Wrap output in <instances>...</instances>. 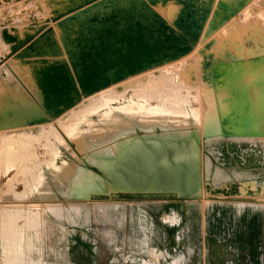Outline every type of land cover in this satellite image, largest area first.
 I'll use <instances>...</instances> for the list:
<instances>
[{"label":"rangeland","instance_id":"1","mask_svg":"<svg viewBox=\"0 0 264 264\" xmlns=\"http://www.w3.org/2000/svg\"><path fill=\"white\" fill-rule=\"evenodd\" d=\"M93 1L94 0H0V113H2L1 116L2 115L4 116V117L0 116L1 118L0 120V157H1L0 159V217H2L0 219V264H5L6 263L5 259L8 256H11L10 255L11 251L9 250V252L7 253L8 250L5 249V246H4L5 241H3L5 239V236L8 234L7 229L10 226V223L14 220L17 222V223L16 222L11 223V225L13 224L15 227H17V229L14 230L13 228L12 229L13 231L11 230L10 233H12L13 236H16V237L18 236V238L21 236L24 237L25 236L24 227H27L26 224L29 221L30 215H31L30 221L31 223L34 224V225L31 224L32 231L30 233L31 235L30 242L32 246L28 249H27V246H25L26 251L24 250L25 252L23 255L24 264H141L143 260H147L148 262L152 260V257L150 256V254H148L150 250H157V251L160 250L162 252V256L159 259V264H225V259L228 258L227 253L229 249L234 250L238 247H245L246 244L248 243L247 241H251V242L253 241V232L255 231V226L256 224L258 225V222L259 224L263 226V229H264V195L262 196V194L260 193H259L260 196H258V194L257 195L256 194L247 195V193L239 191V192H235L234 194H230L229 196L225 194L213 193L214 191H212L213 188L215 189L218 186L222 187L225 184L230 185L231 182H232V185H234L235 183L236 186H237L236 183H240V185L243 186L244 184L241 182L248 181V180L254 181L257 185H262L264 183V90H263L264 89V81H263L264 80V70H263L264 69V51H262L263 50L262 47H264L263 46L264 37L261 36V35H264V29H263L264 27L263 25L264 24V13H263L264 0H258V2L257 0H239V2L238 0L237 1L236 0H220V3H219V0H213V1L212 0H198L199 2L201 1V3H199L197 0H194L196 1L194 2L195 4L193 3V0H190L191 2L189 0L187 1L186 0H104V1L95 0L94 2ZM96 1L97 2L99 1L98 4ZM210 1L212 2L211 3L212 5L211 4L208 5L209 4L208 2ZM234 3H237V5L236 4L234 5ZM92 4L93 6H91ZM197 4H200V5L203 4L204 8H203V5L199 6ZM213 4L215 8L213 7ZM195 5L199 9V11H201L199 12L200 15L198 14V11H197L198 9L195 8ZM190 6H193L194 8L193 7L191 8ZM208 6H210L209 7L210 10L207 9ZM237 6L239 7V9L237 8ZM200 8L203 9V12ZM249 8L251 11L249 10ZM205 9L208 11H206ZM256 9H259V10L256 11ZM214 10L216 11V14ZM194 11L198 15L195 14ZM228 11L230 12V14H228L229 13ZM249 11L252 13H250ZM205 12L206 13L208 12V13L206 14ZM260 13H262V16ZM193 14L196 17L199 16L200 19L199 17H197L198 19L197 18L196 19L197 21L198 20L200 21L198 22H196V20L195 22L192 21L194 20ZM201 15L203 17L205 16L206 19L203 18ZM207 15L208 17L211 15L212 16L207 18L206 17ZM225 15L227 17V20H225L226 18L223 17ZM235 16H237L236 17L237 19L236 18L234 19ZM183 17L185 18V20L188 19L192 23H187L186 22L187 20L184 21ZM212 17L214 20L211 19ZM201 18L203 20L205 19V22ZM175 19H177L178 21L177 20L175 21ZM170 20H172L171 22H174V23L169 22ZM222 20L225 22L223 23ZM181 21L182 23H180ZM228 21L229 23H227ZM253 21L256 22V24L257 23L260 24V27L258 24H257L258 25L257 27ZM164 23L167 25L169 24L170 26L168 27L170 28H167V25H165ZM247 23L249 26L246 27ZM252 23H254L255 27L257 28H255ZM172 24L176 25V27L174 28ZM177 24L182 25L181 28L183 30L185 29L186 32L185 31L182 32L181 31L182 29L178 28L180 26L177 27ZM183 24H186V26L184 25L185 26L184 28H183ZM193 25L197 28L199 26L200 30L193 27ZM211 25L214 26L213 29ZM205 26H207V28ZM244 26L246 27V30L244 29L245 28ZM162 27H164L163 28L164 30L161 29ZM209 27L212 30L209 29ZM228 27L230 28V30H232L233 33H231ZM177 28L180 29L179 31L182 32V34L177 30ZM190 28H192V30L193 28L195 29L192 32H190L191 30ZM258 28L262 29V30L259 29L258 31L259 33L256 31ZM171 29H175V30L171 31ZM214 29L215 31H213ZM242 29L245 31L244 32L245 36H244V33H242L243 31ZM250 29L252 30L250 31ZM161 30L162 32H160ZM139 31L142 32L141 35H139L140 34ZM173 31L176 34L178 32L177 36L175 35V33H173ZM188 31L190 32L188 35L189 37L186 36L187 35L186 33H188ZM224 31H227V32L224 33ZM155 32H157L156 35H154ZM254 32L256 33L255 37H253L255 34ZM191 33L192 34L194 33L193 35L195 37L198 36L197 39H195V41L192 38H190L192 37ZM226 33H228L227 34L228 37L226 36ZM136 34L138 35V37ZM217 34H220V35L217 36ZM259 34L261 35L259 36ZM158 35L160 36L158 37ZM204 35L207 36V38L208 37H211V38L210 39L208 38L209 39L208 40ZM132 36L133 38H131ZM152 36H153V39H151ZM178 36L181 37V38L179 37V39L181 40V43H180V40L178 39ZM136 37L137 38L140 37L139 40ZM164 37L166 39H163ZM173 37L177 38V39L175 38L177 40L176 42L177 45L176 43H173L176 41ZM246 37L248 38L246 39ZM155 38H158V39L161 38V40H156ZM255 38L257 40L254 41ZM260 38L262 40H259ZM206 39L207 41H205ZM227 39H231V40H227ZM127 40H130V43H128L129 41L126 42ZM137 40L139 41L140 44L138 43ZM150 40L151 41L153 40V41L151 42ZM167 40L171 42L173 41V42L168 43L169 41ZM184 40L185 42H182ZM186 40H189L190 42ZM232 40L233 42H235L234 44ZM239 40H241V42ZM135 41H136V44H135ZM158 41L160 42L162 41V45H160L161 48H159L160 47L159 44L161 43ZM197 41H199L198 44H197ZM204 41L205 43L203 44ZM237 41H239V43H236ZM145 42L149 43V49H151V54H150V50L148 49V44H146ZM217 42L219 43L221 42L220 46L218 44H215ZM224 42L226 43L225 45H227L228 47L222 45V43L224 44ZM228 42H231L229 44L233 46H230ZM252 42H255V43L257 42L256 44L258 47L256 46L255 43L252 44ZM13 43L16 46L10 45ZM19 43L21 44L20 46H19ZM125 43H128V44H125ZM152 43L153 44L157 43V44L153 46ZM213 43H214V46L218 45V47H216L215 50H214V47H210V46H213ZM27 44H30V45H27ZM173 44H175L176 46L174 47ZM163 45H167L165 46L166 48ZM199 45H201L202 47ZM254 45H255V48H254ZM143 46H145L146 48ZM150 46L152 47L150 48ZM206 46L208 50L210 48H213V49H211L210 51H207ZM234 46H236V48ZM239 46L244 47V49L240 47L241 48L240 53H239V50H240ZM247 46H248V49L250 50L247 49ZM20 47H21V50H20ZM26 47H28V49ZM168 47H173L171 48L173 51ZM198 47H201V48H198ZM224 47L226 48L224 49ZM233 47L235 48V50ZM251 47L253 51L251 50ZM260 47L262 48L261 50L259 49ZM153 48L155 51L153 50ZM174 48L177 50H174ZM197 48L198 50L199 49L200 50L198 51ZM217 48L219 49L222 48V49L217 50ZM227 48L230 49L231 52L230 51L228 52ZM18 49L22 52L18 53L19 51ZM24 49H26V51ZM100 49L106 55H103L104 53H102V51L99 53L98 51ZM245 49L247 51H245ZM14 50L17 52L15 53ZM152 50L154 51V54L152 53ZM203 50L205 52L207 51L208 55L207 53L203 55L204 54L202 53ZM258 50H260L261 52L259 51V53H257ZM168 51H169L168 54H170L171 51L173 55L175 54L174 55L175 60L172 54H170V56L166 54ZM235 51H237V54H240L239 58L237 57L238 55L235 54L236 53ZM249 51L251 52V54ZM23 52L25 54H22ZM138 52L140 54L141 53L143 54L144 52V55H141L139 60L135 59L137 58V55L139 54ZM194 52L196 53L199 52L198 53L199 55ZM200 52L203 58L200 55ZM222 52L224 54H221ZM243 52L244 53L249 52V53L244 54ZM252 52L256 53V55L255 54L252 55ZM147 53L149 54L146 55ZM164 53L167 56H165ZM210 53L211 54L213 53L212 54V56H214L213 58ZM20 54H22L23 57H21L22 55ZM101 54L103 56H101ZM128 54L130 56H128ZM152 54L153 56H151ZM234 54L237 56H234ZM241 54L244 55V58L241 57L243 56ZM246 54L247 55L250 54V56H247ZM14 55L18 57L15 58ZM133 55H136V56H133ZM159 55L162 57V59L164 57L163 60L164 61L166 60L165 61L166 63L162 62L163 60L160 58ZM206 55L207 57L205 58ZM27 56L29 57L30 60L27 58ZM145 56L146 57L150 56V57L146 58ZM154 56L155 58H153ZM200 56H201V59H200ZM225 56L227 57L226 59H229V60H226ZM37 57L38 59H36ZM108 57H110L109 60L107 59ZM117 57L118 58L121 57L120 59L124 58L121 61H123L126 65L123 64V62L121 63L120 59H119L120 64L117 63L118 61ZM167 57L170 61L167 60ZM187 57L191 59H188ZM208 57L211 59H214V58L217 59L216 57H218L220 59L218 60L214 59V61H217V62L219 60L221 61L217 63L209 59L210 63H208L209 62L207 60ZM48 58L50 59V61L48 60ZM145 58L148 62L150 59H152L150 60L151 63L149 62L151 65L148 62H145ZM172 58L173 60H171ZM233 58H238V59H233ZM130 59L132 60L130 61ZM133 59L135 61H133ZM153 59H156L155 60L156 62ZM159 59L161 60V62H159L160 65L159 64L156 65ZM180 60L182 61V63H180ZM185 60L187 61L189 60V64L193 61L191 64L192 65L194 64V65L193 66L191 65L192 66L191 68L188 67L190 65L186 64L187 61ZM203 60H205V62ZM246 60H247V63H246ZM96 61H99L98 62L99 64H97ZM100 61L102 62L101 64H100ZM104 61L105 63L109 62V64H106L107 66H102V64H104ZM110 61L114 62V64L113 63L111 64ZM140 61L141 63H138ZM196 61L198 63V67H196L197 65ZM239 61L241 62L239 63ZM249 61L252 64H250ZM75 62L77 63V65ZM132 62H135V64L134 63L132 64ZM144 62L146 65L144 64ZM116 63L118 64V66L119 65L121 66H119L118 68ZM127 63H130V65ZM147 63H148V66H147ZM152 63H153V67H152ZM91 64H94V65L97 64V65L96 66L92 65L91 67ZM110 64L112 67L109 66ZM143 64L145 65V67L147 66L148 68L146 67L145 69H143L144 68ZM173 64H176V65L173 66ZM199 64L201 65L204 64L205 67L204 66L201 67L200 65V67L202 68L200 69ZM228 64L234 65L235 73L232 70L231 72H229V74L232 73L231 76L234 75L236 78L234 76H232L231 79L229 78V76H224L225 79L224 77H222L223 75L228 74L227 73L228 72L227 68L229 67L227 66ZM139 65L140 66L143 65V67H140ZM253 65L254 66L259 65L257 67L258 68L260 67L261 69H258L256 67L257 69L255 70V67ZM60 66H62V68L64 67L63 70ZM99 66L100 68H102V70L105 68L104 70L106 72L104 70L101 72L99 70L100 69ZM113 66L116 68L112 70L111 68H113ZM185 66L188 68V70ZM206 66L208 68L207 69L208 72L206 71ZM25 67L28 71L25 69ZM68 67H71L72 70L68 69ZM93 67L99 70L98 71L99 73H95L97 71ZM108 67H111L110 70L112 72H107V71H110ZM183 67H185L187 71L185 70L184 72ZM91 68L93 72L92 71L88 72V70L89 69L91 70ZM117 68H118L117 71L119 72L120 70L119 73L121 74H118L117 71H115ZM132 68L135 70H133ZM66 69H68V71ZM129 70L133 72L129 73ZM159 70L161 71L159 72ZM181 70L185 74H189V75H185ZM178 71H181L182 74ZM238 71L240 72L238 73ZM149 72L153 73V78H154V81L156 82L159 80L158 77L164 74H165V77H168V78L169 76H173V75L175 76L174 80H176V82L178 81L177 84L178 83L180 84V85L176 84L177 86L176 94L178 95V97L180 95L181 100H185V99L188 100L187 101L188 103L185 109L186 113L193 106L195 105L197 106L198 103L201 105V106L198 105L199 111L197 110L195 112V117L197 118L198 123L197 125H194V127H192V130L198 128V132L192 134V137H191V139L195 138L194 143H195V147L197 148V152H198L197 160L193 164V166L190 167L186 159L179 160L175 158L177 153H179V151H182L183 153L188 154L190 156V159H192V154L190 151L191 144L189 143L190 138L186 139L185 143H183L181 139L162 140L159 137H152L151 140H159L163 144L159 152H156L154 149H152L151 155H150L151 158L146 159L147 161L146 165L142 164V159L140 155L138 154V152H135V153L131 152L129 155L128 153H126V155L124 156V154H121L124 148L116 151V148L114 145L115 142H111L101 147H98L99 149L98 148L96 149L97 151L104 150V149L109 148L110 146V150L112 151V154L103 157V159L107 161L106 163L109 164L108 168L111 170L109 174L105 172L104 170H102L101 168H99L98 165L92 164L90 162V160L88 159L90 152L82 149L83 147H81V145L83 144V142H81L82 140H80L81 136H79V139L78 138L75 139V136H73L74 139H72L73 138L72 135L69 133L71 135L69 136V134L67 133L69 131L65 129L67 128L65 126V123L66 125L73 124L76 127L84 128L86 126L85 124L86 119H95L96 116H98L100 113L103 114L105 111H108L109 109L108 104H104V100L103 101L100 100V99H103V97H105L107 93L108 94L106 98H109V100L107 99L108 101H110V99L112 100V98L114 97L113 93H115V97H114L115 100L113 99L115 102L121 101L122 103H125V101L126 102L131 101L130 103L132 104L134 100L136 101L139 99L141 100V102L144 101L143 96L147 94L140 93L142 95L141 97V95L137 93L138 89L136 85L138 86V84H141L142 82L146 83L147 80L145 79V73L148 75ZM175 72H178L179 74ZM203 72L207 73L208 76L206 74L204 75ZM122 73L123 74L125 73L124 76L122 75ZM160 73L161 75L158 76ZM166 73L168 76H166ZM87 74L89 75L87 76ZM97 74L102 75V76L104 75V77L99 76V75H98L99 77H96ZM249 74H252L253 76L251 77V75ZM42 75L44 76L41 77ZM51 75L54 77H52ZM47 76L48 77L51 76L52 78H55V80L57 79L56 77H58L60 78L58 79L59 82L57 80L54 82V79L49 77V79H51L49 81L50 82L52 81V82L48 83ZM94 76L95 78H101V79H94ZM109 76H112V77H109ZM187 76L188 78H186ZM30 77L32 79H30ZM38 77L40 80L38 79ZM118 77L120 80L117 79ZM41 78L43 79L42 81H41ZM73 78H75L76 80ZM108 78L113 79V81H111V79L109 80ZM205 78H208V80L207 79L205 80ZM222 78L224 81L222 80ZM247 78L249 81L247 80ZM44 79L47 82L46 83L47 87H45L46 84L44 82L45 81ZM90 79H91V82H90ZM92 79H94V81ZM138 79L140 80L138 81ZM169 79H171L172 82H175L173 81V78H169ZM187 79L191 81L193 79L195 80H193L194 82L193 81L189 82V80L187 81ZM232 79L235 81L237 86L234 85L235 86V87L233 86L234 88L233 87L229 88L228 85L230 84V82L234 83ZM236 79H238V81ZM60 80H62V83H60L61 82ZM65 80H67V82ZM80 80L83 81L82 84L80 83L81 82ZM34 81L36 82L38 81V82L36 83ZM63 81H65L66 84ZM75 81L81 85H78L76 83V86H75ZM102 81L106 82L107 84L103 83ZM115 81L118 82V85ZM171 81L170 83H172ZM207 81H210V83ZM217 81L219 82L220 87L212 85L213 82H217ZM222 81L223 83H225L226 81L228 82L223 84ZM252 81L256 82L257 85H254ZM127 82H130V85L127 86L128 88L127 87L124 88V84L128 85ZM185 82L187 83V85H185L186 84ZM247 82H249L250 85H246ZM54 83L55 84L59 83V86L62 84L60 87L63 90L64 89L65 90L63 91L62 89L59 88L57 84L55 85ZM89 83H91L90 85L92 87L89 85ZM98 83L100 84L102 83L101 84L102 86L98 87L97 85ZM190 83H193L194 85ZM64 84L65 86H63ZM86 85L88 87V91H86L87 89ZM211 85L212 87H210ZM208 86L211 88L210 90ZM54 87L55 88L58 87L56 91H54L55 90ZM77 87H80V88H77ZM107 87L108 89L105 92V94L104 92L102 94H97L103 89H106ZM240 87L243 88L242 91L244 93H247L248 91H250L249 93H252V91L253 92L257 91L254 94L256 95V98L258 99L257 106H256L258 108L256 109V114L258 113L259 117H257V119L259 120L257 119H256L257 121L255 120V123L257 124L256 128L259 130L258 134H256L255 137H253L254 138L253 140H243V141L232 140V138H237V136L203 138L205 134V126L211 125V128L213 129L217 128L218 130H221V127H222L224 130L225 126L223 127V125H226L225 123L227 121L225 117L223 116V114L226 113L227 110H230L231 108H233V106H239L238 103H240V105L241 104L246 105L245 98H242L244 102L243 100L242 102L240 101L241 97L244 96V93L240 90ZM39 88L41 89L42 92L44 93L46 92L47 94L46 93L42 94L41 91L39 92L40 90ZM42 88H46V89L50 88L52 90L49 91V89H47L48 90L47 92L45 91L46 89H43L44 90L43 91ZM82 88H84L85 90ZM173 88H175L174 85L171 90H173ZM198 88H199L198 92L200 93V96L199 94H196L198 93L197 92ZM202 88L206 92L203 91ZM247 88L249 89L247 90ZM68 89L69 91L67 92ZM72 89L76 92L74 93L76 95L75 99L79 98L82 95V97L79 98L80 100L78 99L79 103L76 102L77 100L74 99L75 95L73 94L74 91ZM58 90L59 92L60 91L61 92L58 93ZM237 90L239 92H237ZM184 91L185 93L187 92L186 93L187 96L185 95V93H183ZM38 92L44 96L41 97V95ZM77 92L79 93V96L77 95ZM132 92H133V95H132ZM135 92L137 95L135 94ZM207 92H209L211 95ZM68 93L69 95L72 93L71 95H74V96H69ZM176 94H173V96ZM197 95L198 97L195 98V96ZM206 95L207 96L209 95V96L207 97ZM61 96H63L64 98H68V99H64ZM224 96L227 99H225ZM9 97H10V100H8ZM148 97L153 98L154 96L153 97L148 96ZM166 97L168 98V96ZM199 97L201 98L199 99ZM221 97L223 98L221 99ZM43 98H45V100ZM72 98L75 100L74 103H76L77 105L74 103L72 104L70 103L69 99H72ZM91 100H95L94 101L95 103L94 102L92 103ZM44 101L48 105V107L44 103ZM61 101L64 102L65 105H63ZM101 102H103V104ZM31 103L33 104L32 109L30 108ZM10 104H11V107H8L10 106ZM88 104L92 107H89ZM21 105L23 106V108ZM35 105L36 107H38V109L34 107ZM6 106L8 108H6ZM62 106L64 107V109ZM100 106H103L102 107L103 109ZM217 106H219V108ZM42 107H46L47 110L46 108H44L45 112H42L44 111ZM88 107L90 109H87ZM5 108L7 109L6 114H4L6 112ZM15 108L17 111L16 113H15V110H13ZM95 108H98V110ZM30 109L31 111L29 113L28 111ZM62 109L64 110V114H63ZM92 109L94 110L92 111ZM219 109L222 111H219ZM12 111H14L13 114L14 113L20 114L21 118L19 117L20 118L19 123L18 121H16L19 118L17 116H14L15 114L12 115ZM52 111H54L56 114ZM72 111L73 113H71ZM74 112L75 114L76 112H78L80 117L82 116V114L80 113H83V116L80 118L79 115L77 114L78 116L76 115V117H79V118H75ZM164 112L165 110L161 111L162 114H164ZM26 113L28 114L26 115L28 117L25 116ZM145 113H146L145 111H141L142 115H139L141 118H143V120L148 119ZM43 114H45V116L42 117ZM101 114L99 116L100 119L104 117V116L101 117L102 116ZM29 115H31L32 117H34V115H39V116L37 117L35 116L36 118L35 117L32 118ZM56 115L58 117L61 115L62 116L58 118ZM69 115H70V119H68L67 121L66 118H69ZM196 115H200V116L197 117ZM13 116L16 119H14ZM22 118L24 119L22 120ZM8 119L10 121H8ZM40 119H42L43 122ZM28 120H30V122ZM62 120L63 122H61ZM106 120L107 119H103V121L105 122L104 123L105 127L100 123V121L97 120L99 123L96 122L95 123L96 126L94 124L95 134H99L102 130L104 131L108 129L106 125V122H107ZM6 121L8 123L9 122L11 123L8 124ZM26 121L29 123H27ZM25 122L26 124H23ZM108 122H109L108 126L111 127L112 124L110 123L109 120ZM6 123L8 124V127L5 125ZM15 123L18 125H16ZM60 123L64 125H61ZM88 123H92V122H88ZM121 123L127 124V122H123V121ZM122 124H118V126H121ZM114 126H117V125L115 124ZM260 131H262L263 133H261ZM162 132H164V130L158 127L153 133L160 134ZM144 134L145 132L143 130L136 128L130 137L134 139H137V138L142 139V136ZM25 135L26 137L28 135V137H31V138H28V137L26 138L24 137ZM8 136L10 138H8ZM259 138H262V139H259ZM13 139L15 141L18 140L17 143H15V141L14 142L11 141ZM76 142H79V143H76ZM6 143L7 144L11 143L14 145L17 144L18 149L16 148L17 149L16 151L10 150L8 146H5ZM22 143H23V146H21ZM131 143L132 142L130 141L129 145H131ZM173 143H177L179 145V150L174 148L175 146ZM129 145H126L125 147ZM147 146H151V144H147ZM187 146H189V150ZM78 149L79 151L81 150V152H79ZM4 150L8 151L9 154L11 152L15 153L17 157L20 156L19 154H21L22 157L20 158L16 157L15 160L18 161V159L22 158L23 161H20L19 163H23L27 165L22 166L23 168L20 165L5 167V163L7 165L8 162H6L7 160L4 161L5 160L4 155L8 153L4 152ZM51 155L54 156V161L56 163H59V162L63 163V161L67 163L66 160H69L73 162L74 164L87 166L89 168L97 170L100 176L103 178V180L105 179V182H107V180H110V177H111L112 179L111 182L115 186V188H122L123 186L129 189L174 188V179L178 178L181 181V184L179 187L180 190L189 191L190 193H193V194L199 193L200 198L151 199V200L149 199H146V200H140V199L91 200L89 201L87 199V196H78V199H77V196H69L65 198L59 194L54 195L53 198H51L52 195H49L46 197L47 195L46 193H42V192L38 193L37 190L41 191L45 189L46 184L44 182L42 183V177L40 176L42 174L43 177L47 181V185L49 189L56 192V189H55L56 180L55 179L57 177V174H52V167L50 164H48L50 159L52 158ZM165 155H167L166 165L165 163L163 164V162L161 161L162 158L165 157ZM26 157L28 158V160H26L27 159ZM158 160H160L162 163L157 162ZM28 170L31 173V175L27 173ZM32 170H34L35 172H31ZM40 172L41 174H39ZM119 176L123 179L125 184L119 185V183H117L115 178ZM37 177L41 178V180ZM132 178H137L138 182H135L132 185L131 183ZM35 180H38L39 184L40 183L43 184V185L40 184V186L43 189L41 187H38L39 184L37 181L35 182ZM152 185L154 186L153 188H152ZM38 188H41V189H38ZM101 189H102L101 190L102 192H105V191L108 192L111 190L110 186L107 183L105 185H101ZM57 205H60L61 207H63V213H62L63 215H61L59 218L58 216L57 217L54 216V214H52L50 211L45 210V206L52 207V206H57ZM79 205H81V207H80V211H78L77 213L72 208L77 207ZM5 213L9 214V215L7 214V218H6ZM15 213L20 215L19 216L20 219L18 218L17 215H15ZM11 214L13 216H11ZM14 215L17 217H15ZM11 219L12 221H10ZM23 220L25 221L27 220V222ZM35 220H37L38 223ZM4 222H7V223H4Z\"/></svg>","mask_w":264,"mask_h":264},{"label":"bare ground","instance_id":"2","mask_svg":"<svg viewBox=\"0 0 264 264\" xmlns=\"http://www.w3.org/2000/svg\"><path fill=\"white\" fill-rule=\"evenodd\" d=\"M95 1V0H94ZM93 1V2H94ZM102 1V0H101ZM104 1V0H103ZM187 1V0H186ZM190 1V0H189ZM188 1V2H189ZM198 1V0H197ZM213 1V0H212ZM237 1V0H236ZM97 2V1H96ZM95 2V3H96ZM99 2V1H98ZM98 2H97V4H98ZM106 2V1H105ZM191 2V1H190ZM194 2H196V1H194L193 0V3ZM199 2V1H198ZM205 2H207V1H205ZM238 2H239V0H238ZM257 2H258V0H257ZM261 2V1H260ZM263 2V1H262ZM92 3V2H91ZM199 3H201V1L199 2ZM209 4L208 5H210L212 2L210 1V2H208ZM219 3H220V0H219ZM94 4V3H93ZM93 4L91 5V6H93ZM97 4H95V5H97ZM195 4V3H194ZM193 4V5H194ZM216 4V3H215ZM237 5V3H234V5ZM261 4V3H260ZM94 5V6H95ZM197 5H199V6H201V5H203V4H197ZM212 5V4H211ZM221 5H222V3H221ZM224 5V4H223ZM241 5V4H240ZM240 5H239V7H240ZM207 6V5H206ZM244 6V5H243ZM252 6V5H251ZM191 8L193 7V6H190ZM190 7H189V9H190ZM209 7L210 6H208V8L207 9H209ZM213 7L215 8V6H214V4H213ZM222 7V6H221ZM236 7V6H235ZM239 7L237 6V8L239 9ZM250 7V6H249ZM194 8V7H193ZM195 8L196 9H198L197 7H196V5H195ZM203 8H204V5H203ZM251 8V7H250ZM250 8H249V10H250ZM255 8H257V7H255ZM201 9V8H200ZM202 10V12H203V9H201ZM206 10V9H205ZM210 10V9H209ZM229 10V9H228ZM257 10H259V9H256V11ZM198 11V14H199V12H201V11H199V9L197 10ZM206 11H208V10H206ZM215 11V10H214ZM214 11H212V12H214ZM242 11V10H241ZM251 11V10H250ZM249 11V12H250ZM256 11H254V12H256ZM195 12V11H194ZM210 12V11H209ZM229 12V11H228ZM240 12V11H239ZM238 12V13H239ZM261 12V11H260ZM206 13V12H205ZM208 13V12H207ZM206 13V14H207ZM250 13H252V12H250ZM263 13H264V11H263ZM195 14H197L196 12H195ZM197 14V15H198ZM215 14H216V11H215ZM228 14H230V12L228 13ZM247 14V13H246ZM261 14V16H262V13H260ZM200 15V14H199ZM203 15V14H202ZM201 15V16H202ZM210 15V14H209ZM213 15H214V13H213ZM238 15V14H237ZM212 16V15H211ZM211 16H209V17H211ZM193 17H194V20H192V21H194L195 22V20H196V22H198V21H200V20H198L197 21V17H199V16H195L194 14H193ZM203 17V16H202ZM207 18H209L208 17V15L206 16ZM223 17H225L226 19L225 20H227V17H226V15L225 16H223ZM222 17V18H223ZM230 17V16H229ZM237 16H235L234 17V19L236 18ZM177 18H179V17H177ZM181 18H182V16H181ZM184 18V17H183ZM188 18V17H187ZM197 18V19H196ZM203 18H205V16L203 17ZM220 18V17H219ZM218 18V19H219ZM190 19V18H189ZM199 19H200V17H199ZM202 19V18H201ZM206 19V18H205ZM205 19L203 20L204 22H205ZM211 19H213V17L211 18ZM232 19H233V17H232ZM237 19V18H236ZM167 20V19H166ZM172 20H174V19H172ZM172 20H170L169 22H171ZM177 19H175V21H176ZM187 20V21H186ZM185 20V18H184V21H186L187 23H192V22H190V20H188V19H186ZM201 20V21H202ZM208 20V19H207ZM214 20V19H213ZM217 20V19H216ZM224 20V19H223ZM222 20V22L224 23L225 21H223ZM231 20V19H230ZM178 21V20H177ZM202 21V22H203ZM209 21V20H208ZM233 21V20H232ZM235 21V20H234ZM193 22V23H194ZM201 22V23H202ZM207 22V21H206ZM211 22H212V20H211ZM216 22V21H215ZM218 22V21H217ZM236 22V21H235ZM238 22V21H237ZM254 22V21H253ZM260 22V21H259ZM171 23H174V22H171ZM170 23V24H171ZM177 23V22H176ZM175 23V24H176ZM179 23V22H178ZM180 23H182V21L180 22ZM179 23V24H180ZM200 23V22H199ZM227 23H229V21L227 22ZM232 23V22H231ZM230 23V24H231ZM255 24H256V22H254ZM254 23H252L253 25H254V27H255V24ZM165 24V23H164ZM163 24V25H164ZM179 24H177V27L178 26H180V27H178V28H180V29H182L181 28V26L182 25H179ZM198 24V23H197ZM204 24V23H203ZM226 24V23H225ZM239 24V23H238ZM258 24V23H257ZM256 24V26L258 27V25H259V27H260V24H258L257 25ZM263 24V23H262ZM54 25V24H53ZM165 25H167V24H165ZM173 25V24H172ZM186 26V24H183V28ZM192 25V24H191ZM190 25V26H191ZM199 25V24H198ZM219 25V24H218ZM264 25V24H263ZM168 26H170L169 24L167 25V28H170V27H168ZM174 26V28L176 27V25H173ZM200 26V25H199ZM198 26V28L197 27H195L194 25H193V27H195V28H197L198 30H200L199 27ZM202 26V25H201ZM204 26V25H203ZM222 26V25H221ZM238 26V25H237ZM247 26H249L248 25V23H247V25H246V27ZM252 26V25H251ZM165 27V26H164ZM164 27H162L161 29H163ZM206 28H207V26H205ZM211 27H212V29L214 28V26H212L211 25ZM231 27V26H230ZM245 27V26H244ZM246 27L244 28L245 30H246ZM257 27H255V28H257ZM166 28V27H165ZM177 28V30L179 31L180 29H178ZM195 28H193V30L195 29ZM218 28V27H217ZM229 28V27H228ZM255 28H254V30H255ZM262 28V27H261ZM261 28H258L256 31L258 32L259 31V29H261ZM191 30H190V32H192L193 30H192V28H190ZM196 29V30H197ZM202 29V28H201ZM204 29V28H203ZM209 29H211L210 27H209ZM211 29V30H212ZM236 29V28H235ZM253 29V28H252ZM252 29H250V31L252 30ZM263 29H264V27H263ZM159 30V29H158ZM164 30V29H163ZM170 30V29H169ZM169 30H168V32H169ZM172 30H175V29H171V31ZM176 30V31H177ZM210 30V31H211ZM219 30V29H218ZM228 30V29H227ZM229 30H230V28H229ZM228 30V31H229ZM243 30V29H242ZM262 30V29H261ZM142 31V30H141ZM141 31H139L140 32V34L139 35H141L142 34V32ZM166 31V30H165ZM182 32L183 31H185V29L183 30H181ZM213 31H215V29L213 30ZM231 31V33H233L232 32V30H230ZM229 31V32H230ZM249 31V30H248ZM136 32H138V31H136ZM136 32H134V33H136ZM160 32H162V30L160 31ZM180 32V31H179ZM182 32H180L181 34H182ZM186 32V31H185ZM189 31H188V33H186L187 35L186 36H188L189 35V33H190ZM225 32H227V31H224V33ZM245 31L243 30L242 31V33H244ZM253 32V31H252ZM156 33L157 32H155V34L154 35H156ZM173 33H175L174 31H173ZM202 33V32H201ZM212 33V32H211ZM218 33V32H217ZM241 33V34H242ZM250 33V32H249ZM249 33H248V35H249ZM255 33V32H254ZM259 33V32H258ZM257 33V34H258ZM261 33V32H260ZM263 33V32H262ZM158 34H159V32H158ZM163 34V33H162ZM166 34H167V32H166ZM171 34H172V32H171ZM170 34V35H171ZM177 34H178V32H177ZM177 34L175 33V35L177 36ZM192 34V33H191ZM194 34V33H193ZM192 34V37H190V38H192L194 41H195V39H197V37H195L194 35ZM198 34V33H197ZM200 34V33H199ZM205 34V33H204ZM228 33H226V36L228 37V35H227ZM133 35H135V34H133ZM137 35V34H136ZM153 35V34H152ZM174 35V34H173ZM220 34H217V36H219ZM231 35V34H230ZM233 35V34H232ZM236 35V34H235ZM247 35V36H248ZM261 34H259V36H260ZM160 35H158V37H159ZM162 36H164V35H162ZM169 36V35H168ZM185 36V35H184ZM205 36V35H204ZM217 36H216V38H217ZM225 36V37H226ZM239 36V35H238ZM244 36H245V33H244ZM243 36V37H244ZM253 36V35H252ZM256 36V33L254 34V36L253 37H255ZM259 36H258V38H259ZM262 37H264V35H261ZM137 37H138V35H137ZM136 37V38H137ZM143 37V36H142ZM165 37H167V36H165ZM163 38V39H166V38ZM179 37L180 36H178V39H179ZM182 37H183V35H182ZM189 37V36H188ZM195 37V38H194ZM203 37V36H202ZM206 38H207V36H205ZM204 37V38H205ZM223 37V36H222ZM131 38H133V36L131 37ZM135 38V39H136ZM140 38V37H139ZM139 38H137L138 40H139ZM162 38V37H161ZM161 38H155L156 40H161ZM172 38V37H171ZM170 38V39H171ZM174 38V37H173ZM176 38V37H175ZM174 38V39H175ZM181 38V37H180ZM189 38V39H190ZM201 38V37H200ZM209 39L211 38V37H208ZM207 38V39H208ZM242 38V37H241ZM248 37H246V39H247ZM252 38V37H251ZM257 38V37H256ZM254 39V41L255 40H257V39ZM151 39H153V36H152V38ZM177 39V38H176ZM175 39V40H176ZM184 39V38H183ZM182 39V40H183ZM188 39V38H187ZM207 39L205 40V41H207ZM208 39V40H209ZM214 39V38H213ZM219 39V38H218ZM232 39V38H231ZM231 39H227V40H231ZM245 39V40H246ZM253 39V38H252ZM137 40V41H138ZM155 40V41H156ZM180 40V39H179ZM178 40V41H179ZM215 40V39H214ZM217 40V39H216ZM226 40V41H227ZM242 40V39H241ZM241 40H239L240 42H241ZM243 40H244V38H243ZM259 40H262L261 38L259 39ZM264 40V39H263ZM129 41V42H128ZM134 41V40H133ZM151 41V40H150ZM153 41V40H152ZM151 41V42H152ZM167 41H169V40H167ZM186 41H189V40H186ZM192 41V40H191ZM205 41L203 42V44L205 43ZM211 41V40H210ZM239 41H237L236 43H239ZM126 42H128V43H130V40H127ZM141 42V41H140ZM149 42V41H148ZM146 43V44H148V49H149V43ZM150 42V43H151ZM158 42H160V41H158ZM157 42V43H158ZM171 41H169L168 43H170ZM173 42V41H172ZM171 42V43H172ZM177 42V40L175 41V42H173V43H176ZM182 42H185V40L184 41H182ZM190 42V41H189ZM198 42L199 41H197V44H198ZM214 42V41H213ZM232 42H233V40H232ZM262 42V41H261ZM260 42V43H261ZM18 43V42H17ZM28 43V42H27ZM128 43H125V44H128ZM138 43H139V41H138ZM156 43V44H157ZM161 44H159V46L160 45H162V41L160 42ZM180 43H181V40H180ZM207 43V42H206ZM210 43V42H209ZM229 43H231V42H228V44ZM235 42H233V44H234ZM255 42H252V44H254ZM257 43V42H256ZM255 43V44H256ZM22 44H24V43H22ZM31 44V43H30ZM30 44H27V45H30ZM33 44V43H32ZM135 44H136V41H135ZM140 44V43H139ZM153 44V43H152ZM155 43L153 44V46H155L156 45ZM165 44V43H164ZM179 44V43H178ZM196 44V43H195ZM215 44H218L219 46H220V44H221V42L219 43V42H217V43H215ZM226 43L224 42V44L222 43V45L223 46H226V47H228L227 45H225ZM10 45H15L14 43L13 44H10ZM21 44L19 43V46H20ZM119 45V44H118ZM142 45V44H141ZM140 45V46H141ZM144 45V44H143ZM151 45V44H150ZM169 45V44H168ZM174 45V47L177 45V43H176V45L175 44H173ZM172 45V46H173ZM183 45V44H182ZM185 45V44H184ZM189 45V44H188ZM218 45L217 46H214V43H213V46H210V47H214V50H215V48L216 47H218ZM230 45V44H229ZM241 45V44H240ZM247 45V44H246ZM16 46V45H15ZM14 46V47H15ZM23 46V45H22ZM26 46V45H25ZM62 46V45H61ZM121 46V45H120ZM123 46V45H122ZM137 46V45H136ZM136 46H134V47H136ZM146 46V45H145ZM145 46H143V47H145ZM158 46V47H159ZM164 47L165 46H167V45H163ZM162 46V47H163ZM179 46V45H178ZM180 46H181V44H180ZM198 46V45H197ZM196 46V47H197ZM199 46H201V45H199ZM209 46V45H208ZM230 46H233V45H230ZM242 46V45H241ZM241 46H239V53L241 52V48H243L244 49V47H241ZM256 46H257V44H256ZM261 46V45H260ZM264 46V45H263ZM11 47V46H10ZM24 47V46H23ZM152 46H150V48H151ZM183 47V46H182ZM202 47V46H201ZM201 47H198V48H201ZM204 47V46H203ZM209 47V48H210ZM226 47H224V49L226 48ZM235 48H236V46H234ZM233 47V48H234ZM241 47V48H240ZM258 47V46H257ZM256 47V48H257ZM12 48V47H11ZM25 48V47H24ZM27 49H28V47H26ZM58 48V47H57ZM138 48V47H137ZM137 48H136V50H137ZM146 48V47H145ZM159 48H161V46L159 47ZM166 48V47H165ZM168 48H173V47H168ZM180 48V47H179ZM195 48V47H194ZM198 48H197V50H198ZM206 48H207V46H206ZM220 48V47H219ZM219 48H217V50H221V49H219ZM233 48H231V49H233ZM235 48H234V50H235ZM238 48V47H237ZM246 48V47H245ZM250 48V47H249ZM254 48H255V45H254ZM263 48V50L262 51H264V47H262ZM261 47L259 48L260 50L262 49ZM13 49V48H12ZM59 49V48H58ZM162 49H164V48H162ZM182 49V48H181ZM211 49H213V48H210L209 50H208V48H207V51H210ZM228 49V48H227ZM226 49V50H227ZM247 49H248V46H247ZM19 50V49H18ZM20 50H21V47H20ZM18 51V53H20V52H22V51ZM25 51H26V49H24ZM23 50V51H24ZM60 50V49H59ZM135 50V49H134ZM133 50V51H134ZM150 50V54H151V49H149ZM153 50H154V48H153ZM152 50V53L154 54V51ZM166 50V49H165ZM165 50H164V52H165ZM167 50H169V49H167ZM172 50V49H171ZM174 50H177V49H175L174 48ZM200 50V49H199ZM198 50V51H199ZM202 50V49H201ZM205 50V49H204ZM203 50V51H204ZM237 50V49H236ZM248 50H250V49H248ZM251 50H252V47H251ZM260 50H258L257 51V53H259V51ZM15 51V50H14ZM29 51H30V49H29ZM102 50L100 49L98 52L100 53ZM146 51H148V50H146ZM158 51V50H157ZM159 51H160V49H159ZM173 51V50H172ZM171 51V52H172ZM179 51V50H178ZM195 51H196V49H195ZM202 51V53H204L203 55H205L206 53H207V51L205 52H203ZM213 51V50H212ZM211 51V52H212ZM225 51V50H224ZM230 51V49H228V52ZM243 51V50H242ZM245 51H247L246 49H245ZM253 51V50H252ZM256 51V50H255ZM17 51H15V53H16ZM58 52V51H57ZM61 52V51H60ZM142 52V51H141ZM145 52V51H144ZM144 52H143V54L141 53H139L138 55H137V58H135V59H140V57H141V55H144ZM163 52V51H162ZM170 52V54H172ZM215 52H217V51H215ZM215 52H213V53H215ZM221 52V51H220ZM226 52V51H225ZM231 52V51H230ZM232 52H233V50H232ZM236 52V53H235ZM234 53L235 54H237V51H235ZM250 52V51H249ZM248 52V53H249ZM261 52V51H260ZM14 53V54H15ZM17 53V54H18ZM27 53V52H26ZM56 53V52H55ZM55 53H53V54H55ZM98 53V54H99ZM102 53H104L103 51H102ZM112 53V52H111ZM114 53V52H113ZM135 53V52H134ZM133 53V54H134ZM156 53V52H155ZM160 53V52H159ZM169 53V51L166 53V54H168ZM177 53V52H176ZM194 53H196V52H194ZM199 52H197L196 54H198ZM212 53V54H213ZM227 53V52H226ZM244 53V52H243ZM245 53H247V52H245ZM244 53V54H245ZM247 53V54H248ZM22 54H25L24 52L22 53ZM22 54H20V55H22ZM61 54V53H60ZM137 54V53H136ZM149 53H147L146 55H148ZM153 54L151 55V56H153ZM157 54H158V52H157ZM165 54V53H164ZM163 54V55H164ZM165 54V56H167ZM170 54H168L169 56H170ZM193 54V53H192ZM195 54V55H196ZM211 54V53H210ZM212 54H211V56H212ZM218 54H220V53H218ZM221 54H224L223 52L221 53ZM234 54V56H237L238 58H239V56H240V54H237V55H235ZM246 54V55H247ZM250 54H251V52H250ZM250 54L249 55H247V56H250ZM256 55V53H253L252 52V55ZM261 54V53H260ZM13 55V54H12ZM19 55V56H20ZM36 55V54H35ZM58 55H59V53H58ZM57 55V56H58ZM103 55H106L105 53L103 54ZM102 54H101V56H103ZM108 55V54H107ZM114 55V54H113ZM140 55V56H139ZM161 55V54H160ZM159 55V56H160ZM162 55V56H163ZM173 55V54H172ZM175 55V54H174ZM174 55H173V57H174ZM177 55V54H176ZM194 55V54H193ZM199 55V54H198ZM200 55H201V52H200ZM207 55H208V53H207ZM207 55L205 56V58L207 57ZM241 55H243V54H241ZM262 55V54H261ZM33 56V55H32ZM128 56H130L129 54H128ZM133 56H136V55H133ZM155 56H156V54H155ZM155 56L153 57V58H155ZM188 56V55H187ZM202 56V55H201ZM201 56H200V59H201ZM217 56H219V55H217ZM221 56V55H220ZM224 56V55H223ZM233 56V57H234ZM14 57L15 58H17L15 55H14ZM21 57H23V55L21 56ZM20 57V58H21ZM34 57V56H33ZM53 57V56H52ZM59 57H60V55H59ZM58 57V58H59ZM63 57V56H62ZM62 57H61V59H62ZM111 57V56H110ZM110 57H108L107 59L109 60V58ZM116 57V56H115ZM146 57V56H145ZM147 57H150V56H147ZM146 57V58H147ZM172 57V56H171ZM189 57V56H188ZM187 57V58H188ZM193 57V56H192ZM214 56H212V58H213ZM241 57H243L244 58V55L243 56H241ZM26 58V57H25ZM24 58V59H25ZM27 58L29 59V57L27 56ZM57 58V57H56ZM113 58V57H112ZM111 58V59H112ZM118 58V57H117ZM121 58V57H120ZM120 58H118V61H117V63H119L120 64V61L122 60V59H124V58H122V59H120ZM129 58H131V57H129ZM128 58V59H129ZM134 58V57H133ZM146 58H145V62H148L147 60H146ZM160 58L162 59V57L160 56ZM178 58V57H177ZM184 58V57H183ZM182 58V59H183ZM195 58H197V57H195ZM199 58V57H198ZM202 58H203V56H202ZM217 59H215V60H218V59H220V58H218V57H216ZM227 57L225 56V59H226ZM231 58V57H230ZM238 58H233V59H238ZM36 59H38V57L36 58ZM35 59V60H36ZM40 59V58H39ZM105 59V58H104ZM103 59V60H104ZM110 59V60H111ZM119 59H120V61H119ZM125 59H126V57H125ZM144 59V58H143ZM156 59H157V57H156ZM156 59H153L154 61L156 60ZM163 59H164V57H163ZM162 59V60H163ZM186 59V58H185ZM188 59H191V58H188ZM193 59V58H192ZM199 59V60H200ZM209 59H211V58H209L208 57V63H210V60ZM214 59H211V60H213L214 61ZM222 59V58H221ZM223 59H224V57H223ZM30 60V59H29ZM48 60L50 61V59L48 58ZM115 60V59H114ZM117 60V59H116ZM132 59H130V61H131ZM150 60H152V59H150ZM149 60V62L151 63V61ZM167 60H169L168 59V57H167ZM171 60H173V58L171 59ZM174 60H175V57H174ZM178 60V59H177ZM198 60V59H197ZM226 60H229V59H226ZM242 60V59H241ZM248 60H250V59H248ZM258 60V59H257ZM26 61H27V59H26ZM102 61V60H101ZM100 61V64L103 62H101ZM126 61H128V60H126ZM133 61H135L134 59H133ZM144 61V60H143ZM166 61V60H165ZM164 60L162 61V62H165ZM170 61V60H169ZM185 61H187V60H185ZM194 61H195V59H194ZM204 62H205V60H203ZM219 61H221V60H219ZM218 61V62H219ZM35 62V61H34ZM97 62V64H99L98 62L99 61H96ZM107 62V61H106ZM111 62V61H110ZM123 61H121V63H122ZM145 62H144V64H145ZM148 62V63H149ZM156 62V61H155ZM158 63H156V65L157 64H159L160 65V63L159 62H161V60L159 59L158 61H157ZM172 62V61H171ZM188 62V63H187ZM186 62V64H188V65H190V66H188V67H192L193 65L190 63L189 64V60ZM214 62H217V61H214ZM213 62V63H214ZM217 62V63H218ZM238 62V61H237ZM241 61H239V63H240ZM250 62V61H249ZM256 62V61H255ZM260 62H261V60H260ZM76 63V62H75ZM78 63H80V62H78ZM93 63V62H92ZM95 63V62H94ZM114 64V62H111V64ZM116 63V65L118 66V64ZM135 64V62H132V64ZM138 63H141V61L140 62H138ZM143 63V62H142ZM148 63H147V66H148ZM149 63V64H150ZM166 63V62H165ZM173 63V62H172ZM180 63H182V61L180 60ZM200 63V62H199ZM233 63V62H232ZM235 63V62H234ZM239 63H238V65H239ZM246 63H247V60H246ZM61 64V63H60ZM59 64V65H60ZM96 64V65H97ZM105 64V65H104ZM104 64H102V66H107L106 64H109V62L108 63H105V61H104ZM111 64L109 65V66H111ZM123 64H125L124 62H123ZM127 64H129L130 65V63H127ZM143 64V65H144ZM177 64V63H176ZM176 64H173V66L174 65H176ZM196 67H198V63H197V61H196ZM202 64V63H201ZM201 64H199V67H200V65ZM243 64V63H242ZM250 64H252L251 62H250ZM257 64H259V63H257ZM263 64V63H262ZM262 64H260V65H262ZM62 65V64H61ZM76 65H77V63H76ZM75 65V66H76ZM92 65H94V64H91V67H92ZM96 65H94V66H96ZM126 65V64H125ZM143 65L142 66H140V67H143ZM146 65V64H145ZM145 65H144V68L143 69H145L146 67H145ZM151 65V64H150ZM167 65V64H166ZM192 65V66H191ZM208 65V64H207ZM237 65V66H238ZM246 65V64H245ZM256 65V64H255ZM86 66H88V65H86ZM101 66V65H100ZM100 66H99V68H100ZM119 66H121V65H119ZM119 66H118V68H119ZM135 66V65H134ZM172 66V67H173ZM181 66V65H180ZM202 66H204L205 67V65L203 64V65H201V67ZM209 66V65H208ZM227 66H229L227 69H228V74H229V72H231L232 70H233V72H234V65L233 64H231V65H227ZM226 66V67H227ZM252 66V65H251ZM250 66V67H251ZM254 66V65H253ZM257 66H259V65H257ZM257 66H254L255 67V70L258 68ZM61 68H62V66H60ZM71 67H72V65H71ZM71 67H68V69H71ZM112 67V66H111ZM111 67H108L109 68V70H110V68ZM123 67H124V65H123ZM152 67H153V63H152ZM162 67V66H161ZM164 67V66H163ZM177 67V66H176ZM186 67V66H185ZM185 67H183L184 68V70H183V68H182V70L185 72ZM200 67V69H202ZM203 67V68H204ZM213 67V66H212ZM225 67V66H224ZM236 67V66H235ZM244 67V66H243ZM253 67V68H254ZM257 67V68H256ZM262 67V66H261ZM24 68V67H23ZM64 68V67H63ZM63 68H62V70H63ZM94 68V67H93ZM116 67H114L113 66V68H111L112 70L113 69H115ZM118 68L115 70V71H117L118 70ZM120 68H122V67H120ZM126 68V67H125ZM130 68V67H129ZM148 68V67H147ZM149 68H150V66H149ZM187 68V67H186ZM241 68V67H240ZM239 68V69H240ZM25 69H26V67H25ZM59 69V68H58ZM57 69V70H58ZM68 69H66L67 71H68ZM72 69H73V67H72ZM71 69V70H72ZM94 69H96V68H94ZM105 69V68H104ZM103 69V70H104ZM124 69V68H123ZM122 69V70H123ZM133 69V68H132ZM136 69H137V67H136ZM205 69V68H204ZM207 66H206V71H207ZM258 69H261L260 67L258 68ZM22 70V69H21ZM27 70V69H26ZM60 70V69H59ZM65 70V69H64ZM101 72L103 71L102 70V68H100L99 69ZM99 70H97L96 69V71L97 72H95V73H99L98 71ZM106 70H108V69H106ZM125 70V69H124ZM133 70H135V69H133ZM179 70V69H178ZM181 70V71H182ZM187 70H188V68H187ZM186 70V71H187ZM226 70V69H225ZM242 70V69H241ZM264 70V69H263ZM24 71V70H23ZM28 71V70H27ZM89 71H92V68H91V70L89 69L88 70V72ZM105 71V70H104ZM114 71V72H115ZM126 71V70H125ZM124 71V72H125ZM161 70H159V72H160ZM175 71H177V70H175ZM181 71H178V72H180L181 73ZM182 71V72H183ZM189 71H190V69H189ZM188 71V72H189ZM211 71V70H210ZM236 71V70H235ZM262 71V70H261ZM88 72H86V73H88ZM93 72V71H92ZM106 72V71H105ZM107 72H112L111 70L110 71H107ZM113 72V73H114ZM119 72H120V70H119ZM118 71H117V73L118 74H121V73H119ZM122 72V71H121ZM130 72H133V71H130L129 70V73ZM162 72H163V70H162ZM169 72V71H168ZM178 72H175V73H178ZM183 72V73H184ZM208 72V71H207ZM240 71H238V73H239ZM258 72V71H257ZM263 72V71H262ZM28 73V72H27ZM27 73H26V75H27ZM139 73V72H138ZM141 73V72H140ZM143 73V72H142ZM146 73H148V72H146ZM145 73V79L147 80V82L146 83H141V84H138V86L136 85V87H137V89H138V91H137V93H143V94H147V95H144L143 96V99H144V101H142L141 102V100H136L137 102H138V104H137V102L134 100V102H132V104L130 103V102H126L125 101V103H122L121 101H114L115 100V93H113V95H114V97L112 98V100L110 99V101H108L109 100V98H106V96H107V94L105 95V97H103V99H100V100H104V104H108V111H105L103 114H101L102 116L101 117H103L102 119H100L99 118V116H100V114L98 115V116H96V118L95 119H86V126L84 127V128H79V127H76L75 125H73V124H71V125H66V123H65V126L67 127V128H65V129H67L69 132H67L68 134L70 133L71 135H72V137L73 136H75V139L76 138H78L79 139V136H81L80 137V140H82L81 142H83V144L81 145V147H83L82 149H84V150H86V151H89L90 153H89V156H88V159L90 160V162L92 163V164H96V165H98V167L99 168H101L102 170H104L105 172H107V173H109L110 174V172H111V170L108 168V166H109V164H107L106 162V160H104L103 159V157L104 156H107V155H110V154H112V151L110 150V146H109V148H107V149H104V150H99V151H97L96 149L98 148V147H101V146H103V145H105V144H107V143H111V142H115V148H116V151H118V150H121V149H123L124 148V150H122V152H121V154H124V156L126 155V153H128V155L132 152V153H135V152H138V154L140 155V157H141V159H142V164H145L146 165V159L147 158H151V151H152V149H154L156 152H159L160 151V148L162 147V142L161 141H159V140H151V138L152 137H159L160 139H162V140H171V139H181L182 141H183V143H185V140L186 139H188V138H190V144H191V147H190V151H191V154H192V159H190V156L188 155V154H186V153H183L182 151H179V153H177V155H176V157L175 158H177V159H186L187 160V162H188V165L190 166V167H192L193 166V164L196 162V160H197V148L195 147V138L194 139H191V137H192V134H194V133H196V132H198V128H196V129H194V130H192V127H194V125H197V123H198V121H197V118L195 117V112L198 110L199 111V108H198V105H200L199 103H198V105L196 106H193L187 113L185 112V109H186V105H187V101L188 100H181L180 99V95H179V97H178V95L176 94L177 92V86H176V84H177V82H176V80H174V78H175V76L173 75V76H169V78H173V81H175V82H172L171 81V79H169L168 77H165V74L164 75H161V73L158 75V76H160V77H158L159 78V80L156 82V81H154V78H153V73H150L149 72V74L147 75ZM187 73V72H186ZM226 73V72H225ZM225 73H223V74H225ZM235 73V72H234ZM242 73V72H241ZM29 74H30V72H29ZM91 74V73H90ZM94 74V73H93ZM101 74V73H100ZM103 74V73H102ZM105 74H107V73H105ZM109 74V73H108ZM125 74V73H124ZM124 74L122 73V75L124 76ZM144 74V73H143ZM163 74V73H162ZM179 74V73H178ZM182 74V73H181ZM185 74V73H184ZM203 74L205 75H207L208 76V74L207 73H205V72H203ZM209 74H210V72H209ZM228 74H226V75H223L222 77H224V76H229V78L231 79V77L232 76H234V75H232L231 76V74L232 73H230L229 75ZM260 74V73H259ZM25 75V76H26ZM32 75V74H31ZM85 75V74H84ZM89 74H87V76H88ZM99 74H97V76L96 77H99V76H102V75H99ZM127 75H128V73H127ZM147 75V76H146ZM169 75H170V73H169ZM172 75V74H171ZM185 75H189V74H185ZM221 75V74H220ZM249 75H251V77L253 76L252 74H249ZM30 76V75H29ZM44 75H42L41 77H43ZM52 76V75H51ZM51 76H49V77H51ZM62 76H64V75H62ZM83 76V75H82ZM91 76V75H90ZM117 76V75H116ZM135 76V75H134ZM166 76H168L167 75V73H166ZM177 76H179V75H177ZM182 76H184V75H182ZM182 76H180V77H182ZM206 76V77H207ZM255 76V75H254ZM34 77V76H33ZM37 77V76H36ZM48 77V76H47ZM49 77H48V80H47V78H46V80L48 81V83L50 82L49 80H51V79H49ZM52 77H54V76H52ZM51 77V78H52ZM66 77V76H65ZM69 77V76H68ZM92 77V76H91ZM90 77V78H91ZM102 77H104V75L102 76ZM108 77V76H107ZM109 77H112V76H109ZM115 77V76H114ZM130 77H131V75H130ZM133 77V76H132ZM136 77V76H135ZM140 77V76H139ZM138 77V78H139ZM148 79H147V78ZM221 77V76H220ZM235 77V76H234ZM246 77V76H245ZM20 78V77H19ZM57 79V81H58V79H60V78H58V77H56ZM72 78V77H71ZM75 78H77V77H75ZM75 78H73V79H75ZM79 78V77H78ZM87 78V77H86ZM105 78H106V76H105ZM116 78V77H115ZM124 78V77H123ZM137 78V77H136ZM176 78H178V77H176ZM184 78V77H183ZM186 78H188V76L186 77ZM236 78V77H235ZM30 79H32L31 77H30ZM37 79V78H36ZM38 79H39V77H38ZM52 79H54V82L56 81L55 80V78H52ZM70 79V78H69ZM68 79V80H69ZM94 79H101V78H95V76H94ZM94 79H92L93 81H94ZM109 79V78H108ZM111 79V78H110ZM109 79V80H110ZM117 79H119V77L117 78ZM122 79V78H121ZM130 79V78H129ZM134 79V78H133ZM185 79V78H184ZM183 79V80H184ZM208 80V78H205V80ZM212 79V78H211ZM215 79V78H214ZM221 79V78H220ZM224 79H225V77H224ZM229 79V80H230ZM234 79V78H233ZM232 79V81H234ZM240 79V78H239ZM243 79H244V77H243ZM40 80V79H39ZM43 79L41 78V81H42ZM45 80V79H44ZM46 80L44 81L45 82V84L47 83L46 82ZM62 80H64V79H62ZM62 80H60L61 82L60 83H62ZM72 80V79H71ZM76 80V79H75ZM78 80V79H77ZM86 80V79H85ZM115 80V79H114ZM120 80V79H119ZM127 80V79H126ZM136 80V79H135ZM140 79H138V81H139ZM180 80V79H179ZM186 80V79H185ZM189 79H187V81H188ZM193 80H195V79H193ZM192 80V81H193ZM219 80V79H218ZM222 80H223V78H222ZM237 81H238V79H236ZM247 80H248V78H247ZM246 80V81H247ZM28 81H29V79H28ZM66 82H67V80H65ZM65 81H63V82H65ZM74 81V80H73ZM81 81V82H80ZM80 81H78V82H80L81 84H82V82L84 81V79H83V81L82 80H80ZM105 81V80H104ZM111 81H113V79H111ZM110 81V82H111ZM116 81H118V80H116ZM115 81V82H116ZM130 81V80H129ZM142 81H144V80H142ZM170 81L172 82V83H170ZM186 81V82H187ZM191 80H189V82H190ZM191 81V82H192ZM198 81V80H197ZM216 81V80H215ZM224 81V80H223ZM223 81H222V83H223ZM249 81V80H248ZM264 81V80H263ZM31 82V81H30ZM34 82H36V81H34ZM38 82V81H37ZM36 82V83H37ZM43 82V83H44ZM52 82V81H51ZM50 82V83H51ZM59 82V81H58ZM66 82H65V84H66ZM90 82H91V79H90ZM103 82V81H102ZM109 82V83H110ZM114 82V83H115ZM185 82V83H186ZM194 82V81H193ZM207 82H209L210 83V81H207ZM206 82V83H207ZM228 81H226L225 83H227ZM240 82V81H239ZM35 83V84H36ZM72 83V82H71ZM76 81H75V86H76ZM96 83V82H95ZM103 83H106V82H103ZM113 83V82H112ZM117 83V85H118V82H116ZM125 83V82H124ZM128 83V85H125L124 84V88L125 87H127V86H129L130 85V82H127ZM138 83V82H137ZM140 83V82H139ZM184 83V82H183ZM198 83V82H197ZM221 83V82H220ZM225 83H223V84H225ZM242 83V82H241ZM244 83V82H243ZM252 83H254V85H257V83L256 82H254V81H252ZM263 83V82H262ZM40 84H41V82H40ZM55 84V83H54ZM54 84H52V85H54ZM57 84V83H56ZM55 84V85H56ZM65 84L63 85V86H65ZM73 84V83H72ZM78 85H81V84H79V83H77ZM86 84V83H85ZM88 84V83H87ZM91 83H89V85H90ZM94 84V83H93ZM92 84V85H93ZM102 84V83H101ZM100 83H98L97 85H98V87H100V86H102ZM175 86V88H173V90L175 91H173V90H171L172 89V87H173V85ZM179 84V83H178ZM177 84V85H178ZM190 84H192V85H194L193 83H190ZM208 84V83H207ZM229 84V83H228ZM259 84V83H258ZM33 85V84H32ZM37 85V84H36ZM44 85V84H43ZM50 85V84H49ZM51 85V86H52ZM58 86H59V83L57 84ZM62 85V84H61ZM60 85V86H61ZM77 85V86H78ZM84 85V84H83ZM82 85V86H83ZM104 85V84H103ZM180 85V84H179ZM182 85V84H181ZM185 85H187V83L185 84ZM213 86H219V82L217 81V82H213V84H212ZM212 85L210 86V87H212ZM222 85V84H221ZM237 86L236 85V83H235V81H234V83L233 82H230V84L228 85L229 86V88L231 87H233V86ZM246 85H250L249 84V82H247L246 83ZM50 86V87H51ZM59 86V88L60 89H62L61 87ZM68 86V85H67ZM66 86V87H67ZM72 86H74V85H72ZM91 86V85H90ZM113 86V85H112ZM114 86H116V85H114ZM122 86H123V84H122ZM184 86V85H183ZM207 86V85H206ZM225 86V85H224ZM223 86V87H224ZM227 86V87H228ZM234 86V87H235ZM239 86V85H238ZM39 87H40V85H39ZM45 87H47V84H46V86ZM49 87V86H48ZM56 87V86H55ZM54 87V91H56V89L58 88H55ZM66 87H64V88H66ZM86 87H87V85H86ZM92 87V86H91ZM95 87V86H94ZM97 87V88H98ZM179 87V86H178ZM187 87H189V86H187ZM199 87H201V86H199ZM209 86H208V88H209V90L211 89ZM220 87V86H219ZM218 87V88H219ZM226 87V86H225ZM224 87V88H225ZM233 87V88H234ZM248 87V86H247ZM251 87H252V85H251ZM52 88V87H51ZM68 88V87H67ZM70 88V87H69ZM72 88V87H71ZM77 88H80V87H77ZM85 88V87H84ZM84 88H82V89H84ZM128 88V87H127ZM182 88V87H181ZM197 88V87H196ZM207 88V89H208ZM215 88V87H214ZM213 88V89H214ZM217 88V89H218ZM245 88V87H244ZM257 88V87H256ZM32 89V88H31ZM40 89V88H39ZM43 89H46V88H42V90ZM47 89H49V91H51L52 89H50V88H47ZM45 90V91H47L48 92V90ZM94 89H96V88H94ZM107 89H108V87L106 88V89H103L102 91H100L99 93H97V94H102L103 92H104V94H105V92L107 91ZM112 89V88H111ZM203 89V88H202ZM205 89H206V87H205ZM226 89V88H225ZM224 89V90H225ZM239 89V88H238ZM246 89V88H245ZM249 88H247V90H248ZM251 89V88H250ZM253 89V88H252ZM37 90V89H36ZM63 90V89H62ZM65 90V89H64ZM63 90V91H64ZM73 90V89H72ZM79 90V89H78ZM78 90H76V91H78ZM85 90V89H84ZM180 90V89H179ZM185 90V89H184ZM187 90V89H186ZM208 90V91H209ZM215 90V89H214ZM220 90V89H219ZM218 90V91H219ZM229 90V89H228ZM227 90V91H228ZM240 90L242 91L243 90V88H241L240 87ZM264 90V89H263ZM17 91V90H16ZM41 91V89L39 90V92ZM44 91V90H43ZM62 91V92H63ZM69 91V89L67 90V92ZM74 91V90H73ZM86 91H88V87H87V89H86ZM92 91H93V89H92ZM126 91V90H125ZM135 91V90H134ZM133 91V92H134ZM199 91V88H198V90H197V92ZM201 91V90H200ZM203 91H205L204 89H203ZM216 91V90H215ZM222 91V90H221ZM230 91V90H229ZM228 91V92H229ZM235 91V90H234ZM38 92V93H39ZM53 92V91H52ZM61 92V91H60ZM59 92V90H58V93H60ZM70 92H72V91H70ZM85 92V91H84ZM90 92V91H89ZM112 92H113V90H112ZM114 92H115V90H114ZM117 92V91H116ZM133 92H132V95H133ZM206 92V91H205ZM210 92V91H209ZM209 92H207V93H209ZM220 92V91H219ZM225 92V91H224ZM228 92H227V94H228ZM237 92H239L238 90H237ZM243 92V91H242ZM246 92V91H245ZM250 91H248L247 93H244V96H242L241 97V102H242V98H245V102H246V105H243V104H241L240 105V103H238L237 101H239V100H237L236 102L239 104V106H233V108H231L230 110H227V112L226 113H224L223 114V116L225 117V119H226V125H223V127L225 126V128L226 129H233L234 130V132H235V134H234V136H237V138H232V140H235V141H243V140H253L254 138L253 137H255L256 136V134H258V132H259V130L256 128V126H257V124L255 123V120L257 119V117H259L258 116V113L256 114V109L258 108V107H256L257 106V98H256V95L254 94L255 92H257V91H252V93H249ZM41 93L42 94H45L44 92H42L41 91ZM41 93H39L40 95H41ZM55 93V92H54ZM74 93H76L75 91L73 92V94ZM183 93H185V91L183 92ZM187 93V92H186ZM185 93V95L187 96V94ZM206 93V94H207ZM211 93V92H210ZM209 93V94H210ZM213 93V92H212ZM235 93V92H234ZM47 94V93H46ZM49 94V93H48ZM72 94V93H71ZM69 95V93H68V95L69 96H74V95ZM90 94V93H89ZM103 94V95H104ZM123 94V93H122ZM135 94H136V92H135ZM173 94H176V95H174L173 96ZM196 94H199V96H200V93L198 92V93H196ZM230 94H231V92H230ZM239 94V93H238ZM237 94V95H238ZM68 95H67V97H68ZM77 95L79 96V93L77 92ZM86 95V94H85ZM87 95H88V93H87ZM86 95V96H87ZM111 95V94H110ZM112 95V96H113ZM120 95V94H119ZM137 95V94H136ZM141 95V94H140ZM139 95V96H140ZM190 95V94H189ZM195 95V94H194ZM193 95V96H194ZM211 95V94H210ZM213 95V94H212ZM235 95V94H234ZM236 95V96H237ZM44 95H41V97H43ZM46 96V95H45ZM77 96V97H78ZM84 96V95H83ZM111 96V97H112ZM117 96V95H116ZM130 96H131V94H130ZM139 96H137V97H139ZM147 96V97H146ZM148 96H154L153 98H149ZM166 96H168V98L166 97ZM172 96V97H171ZM184 96V95H183ZM185 96V97H186ZM204 96V95H203ZM207 96V95H206ZM209 96V95H208ZM207 96V97H208ZM216 96H217V94H216ZM232 96V95H231ZM230 96V97H231ZM235 96V97H236ZM41 97H39V98H41ZM61 97H63V96H61ZM75 97H76V95L74 96V99H75ZM80 97H82V95L80 96ZM79 97V98H80ZM102 97V96H101ZM135 97V96H134ZM141 97H142V95H141ZM178 97V98H177ZM198 97V95L197 96H195V98H197ZM212 97V96H211ZM225 97V96H224ZM234 97V96H233ZM238 97V96H237ZM60 98V97H59ZM64 98V97H63ZM70 98V97H69ZM79 98H76L75 100H77L76 102H78V99ZM92 98V97H91ZM90 98V99H91ZM182 98H184V97H182ZM201 97H199V99H200ZM214 98V97H213ZM220 98V97H219ZM223 97H221V99H222ZM44 100H45V98H43ZM64 99H68V98H64ZM73 98L72 99H69L70 100V103L72 104V103H74V100ZM108 99V100H107ZM114 99V100H113ZM126 99H127V97H126ZM173 99V100H172ZM203 99V98H202ZM207 99V98H206ZM225 99H227L226 97H225ZM235 99H237V98H235ZM8 100H10V97H9V99ZM60 100H62V99H60ZM73 100V101H72ZM80 100V99H79ZM117 100V99H116ZM133 100V99H132ZM64 101V100H63ZM67 101V100H66ZM95 100H91V102L93 103ZM196 101V100H195ZM199 101H201V100H199ZM206 101V100H205ZM223 101V100H222ZM14 102V101H13ZM18 102V101H17ZM40 102V101H39ZM62 102V101H61ZM60 102V103H61ZM108 102V103H107ZM207 102V101H206ZM209 102V101H208ZM243 102H244V100H243ZM43 103V102H42ZM44 103H45V101H44ZM63 103V105H65V103L64 102H62ZM79 103V102H78ZM95 103V102H94ZM102 104H103V102H101ZM203 103H205V102H203ZM230 103V102H229ZM232 103V102H231ZM15 104V103H14ZM14 104H12V105H14ZM46 104V103H45ZM70 104V105H71ZM74 104H76V103H74ZM97 104V103H96ZM236 104V103H235ZM8 105V104H7ZM42 105V104H41ZM40 105V106H41ZM47 105V104H46ZM68 105V104H67ZM77 105V104H76ZM89 105V104H88ZM227 105H228V103H227ZM237 105V104H236ZM4 106H5V104H4ZM22 106V105H21ZM32 106H33V104L31 103V109H32ZM43 106V105H42ZM45 106V105H44ZM96 106V105H95ZM94 106V107H95ZM99 106V105H98ZM201 106V105H200ZM8 107H11V104H10V106H8ZM7 106H6V108H8ZM15 107V106H14ZM20 107V106H19ZM34 107H36V105L34 106ZM47 107H48V105H47ZM57 107H58V105H57ZM63 107V106H62ZM71 107V106H70ZM73 107V106H72ZM86 107V106H85ZM89 107H92V106H90L89 105ZM87 108V109H90V108ZM97 107V106H96ZM101 108L103 107V106H100ZM213 107V106H212ZM218 108H219V106H217ZM5 108V109H6ZM13 108V107H12ZM21 108V107H20ZM22 108H23V106H22ZM21 108V109H22ZM43 108V110L44 111H42V112H45V109L44 108H46V107H42ZM99 108V107H98ZM98 108H95V109H97L98 110ZM203 108V107H202ZM20 109V110H21ZM31 109L28 111L29 113H30V111H31ZM34 109V108H33ZM36 109H38V107H36ZM36 109H35V111H36ZM41 109V108H40ZM63 109H64V107H63ZM62 109V110H63ZM72 109V108H71ZM70 109V110H71ZM103 109V108H102ZM214 109V108H213ZM229 109V108H228ZM13 110H15V113L17 112L16 111V108L15 109H13ZM46 110H47V108H46ZM48 110H49V108H48ZM57 110V109H56ZM82 110V109H81ZM85 110V109H84ZM94 109H92V111H93ZM96 110V111H97ZM105 110V109H104ZM165 110V112H164V114H162L161 113V111H164ZM9 111V110H8ZM11 111V110H10ZM19 111V110H18ZM25 111V110H24ZM38 111V110H37ZM51 111V110H50ZM49 111V112H50ZM141 111H145L146 113V116L148 117V119L147 120H143V118H141L139 115H142L141 114ZM202 111V110H201ZM215 111V110H214ZM219 111H222V110H220L219 109ZM224 111V110H223ZM226 111V110H225ZM2 112V111H1ZM13 112L14 111H12V115H14L13 114ZM33 112V111H32ZM39 112V111H38ZM37 112V113H38ZM41 112V111H40ZM52 112H54V111H52ZM62 112V111H61ZM60 112V113H61ZM65 112H66V110H65ZM84 112V111H83ZM101 112V111H100ZM216 112V111H215ZM7 113V109H6V112L4 113V114H6ZM25 113V112H24ZM46 113H47V111H46ZM51 113V112H50ZM55 113V112H54ZM71 113H73V111L71 112ZM70 113V114H71ZM200 113V112H199ZM223 113V112H222ZM1 114L2 113H0V116H1ZM23 114V113H22ZM21 114V115H22ZM36 114V113H35ZM42 114V113H41ZM49 114V113H48ZM56 114V113H55ZM54 114V115H55ZM63 114H64V110H63ZM62 114V115H63ZM74 114H75V112H74ZM73 114V115H74ZM78 114V112H76V114H75V118H79L80 117V115H79V117H76V115ZM80 114H82V116H83V113H80ZM218 114H219V112H218ZM260 114V113H259ZM26 115H28L27 113L25 114V116ZM33 115V114H32ZM50 115V114H49ZM58 115V114H57ZM56 115V116H57ZM60 115V114H59ZM61 115V116H62ZM77 115V116H78ZM201 115V114H200ZM200 115H196L197 117L198 116H200ZM3 116V115H2ZM1 116V117H2ZM8 116V115H7ZM14 116H17L18 118L20 117L21 118V116H20V114H15ZM13 116V117H14ZM24 116V115H23ZM24 116V117H25ZM29 116H31V115H29ZM37 117V116H39V115H34V117ZM43 116H45V114H43L42 115V117ZM61 116H57L58 118H60ZM81 116V117H82ZM220 116H221V114H220ZM4 117V116H3ZM6 117V116H5ZM11 117V116H10ZM9 117V118H10ZM26 117H28V116H26ZM32 117V116H31ZM34 117H32V118H34ZM35 117V118H36ZM56 117V118H57ZM67 117V116H66ZM73 117V116H72ZM80 117V118H81ZM7 118V117H6ZM12 118V117H11ZM17 118V119H18ZM20 118L18 119V120H16V121H18V123H19V120H20ZM38 118H40V117H38ZM47 118V117H46ZM223 118V117H222ZM5 119V118H4ZM14 119H16L15 117H14ZM13 119V120H14ZM24 118H22V120H23ZM26 119V118H25ZM28 119H30V118H28ZM67 119V121H68V119H70V115H69V118H66ZM103 119H107L106 121V125H107V127H108V129L107 130H100L101 132L99 133V134H95V129H94V124L96 123V122H98V121H100V123L105 127V125H104V121H103ZM224 119V120H225ZM0 120H1V118H0ZM7 120V119H6ZM27 120V119H26ZM40 120H42V119H40ZM73 120V119H72ZM71 120V121H72ZM75 120H77V119H75ZM90 120V121H89ZM98 120V121H97ZM108 120L110 121V123L112 124V126L111 127H109L108 125H109V122H108ZM201 120V119H200ZM217 120V119H216ZM220 120V119H219ZM257 120H259V119H257ZM256 120V121H257ZM2 121H3V119H2ZM8 121H10L9 119H8ZM29 122H30V120H28ZM56 121V120H55ZM123 121V122H127V124H122L121 122ZM7 122V121H6ZM27 122V121H26ZM26 122L25 123H23V124H26ZM29 122H27V123H29ZM34 122H36V121H34ZM42 122H43V120H42ZM61 122H63V120L61 121ZM70 122V121H69ZM73 122H75V121H73ZM72 122V123H73ZM88 122H92V123H88ZM222 122V121H221ZM8 123V122H7ZM5 124L7 127H8V124L9 123H11V122H9L8 124ZM20 123H22V122H20ZM40 123H41V121H40ZM99 123V122H98ZM108 123V124H107ZM217 123V122H216ZM13 124V123H12ZM16 124V123H15ZM61 124V123H60ZM117 125V126H114V125ZM118 124H122L121 126H118ZM261 124V123H260ZM259 124V125H260ZM5 125H3V126H5ZM16 125H18V124H16ZM28 125V124H27ZM27 125H25V126H27ZM61 125H64V124H61ZM220 125V124H219ZM262 125V124H261ZM260 125V126H261ZM2 126V125H1ZM95 126H96V124H95ZM259 126V127H260ZM64 127V126H63ZM62 127V128H63ZM161 128V129H163L164 130V132H162V133H160V134H155V133H153L157 128ZM136 128H139V129H141V130H143L144 132H145V134L142 136V139H144V140H142V139H134V138H131L130 136H131V134L134 132V130L136 129ZM224 128V129H225ZM97 129V128H96ZM105 129V128H104ZM47 130V129H46ZM53 130V129H52ZM216 130H218L217 128L216 129H213V128H211V125H208V126H205V133H207V131L208 132H214V131H216ZM221 130H223V128L221 127ZM26 132V131H25ZM48 132V131H47ZM54 132H56V131H54ZM253 132H255L256 134H253ZM261 133H263L262 131H260ZM69 134V136H71ZM204 134V133H203ZM260 134V133H259ZM6 135V134H5ZM44 136V135H43ZM201 136H203V135H201ZM263 136V135H262ZM24 137H26V135L24 136ZM27 137H28V135H27ZM26 137V138H27ZM40 137V136H39ZM67 137H68V135H67ZM260 137V136H259ZM5 138V137H4ZM8 138H10L9 136H8ZM7 138V139H8ZM28 138H31V137H28ZM57 138V137H56ZM82 138V139H81ZM72 139H74V137L72 138ZM259 139H262V138H259ZM6 140V139H5ZM4 140V141H5ZM79 140V141H80ZM8 141V140H7ZM11 141H15L14 139L13 140H11ZM10 141V142H11ZM17 141L18 140H16L15 141V143H17ZM19 141H20V139H19ZM130 141L132 142L131 143V145H129L130 144ZM27 142V141H26ZM20 143H21V141H20ZM19 143V144H20ZM76 143H79V142H76ZM151 144V146H147V144ZM174 144V148H176L177 150H179V145L177 144V143H173ZM28 145V144H27ZM79 145V144H78ZM126 145H129V146H127V147H125ZM178 145V146H177ZM5 146H8L9 147V149L10 150H13V151H16L17 149H18V147H17V144L16 145H14V144H11V143H6V145ZM21 146H23V143L21 144ZM17 148V149H16ZM105 148V147H104ZM187 148H188V150H189V146H187ZM4 149H5V147H4ZM80 149V148H79ZM79 149H78V151H79ZM99 149V148H98ZM96 150V151H95ZM53 151V150H52ZM56 151V150H55ZM4 152H7L8 153V151H6V150H4ZM3 152V153H4ZM18 152V151H17ZM79 152H81V150L79 151ZM2 153V152H1ZM20 156H18L19 158L20 157H22V155L21 154H19ZM28 156V155H27ZM52 156V155H51ZM50 156V157H51ZM166 156L167 155H165V157H163L162 158V162H163V164L165 163V165H166ZM3 157V156H2ZM4 157H5V160L4 161H6V162H8L7 163V165H6V163H5V167H11V166H16V165H20L21 167L22 166H25V165H27V164H23V163H19L20 161H23V159L21 158V159H18V161L17 160H15L16 159V157H17V155L15 154V153H13V152H11L10 154L8 153V154H5L4 155ZM17 157V158H18ZM30 157V156H29ZM27 158V157H26ZM0 159H1V157H0ZM87 159V160H88ZM26 160H28V158L26 159ZM155 161V160H154ZM160 160H158L157 162H160V163H162ZM9 162H11V163H9ZM62 162V161H61ZM66 162L67 163H65L64 161H63V163H56L55 161H54V156H52V158L50 159V161H49V163L48 164H50L51 165V167H52V174H57V177H56V181H55V184H56V192L55 191H53V190H51V189H49V187H48V185H47V181H46V179L43 177V175L41 174V172L39 173V174H41L40 176L42 177V183L44 182L46 185H45V189H43L41 186H40V184H42V183H40L39 184V179L41 180V178H39V177H37V178H39L38 180H35V182L37 181L38 182V184H39V186L38 187H41L43 190H37L38 191V193H40V192H42V193H46L47 195H46V197L47 196H49V195H52V197L51 198H53V196L54 195H56V194H59V195H61L62 197H65V198H67V197H69V196H77V199H78V196H87V199H88V197H89V195L91 194V193H94V192H102L101 190V185H105L106 183L110 186V188H111V191L112 190H116V188H115V186L112 184V182H111V180H107V182H105V179L103 180V178L100 176V174L98 173V171L97 170H94V169H92V168H89V167H87V166H82V165H78V164H74L73 162H71V161H69V160H66ZM35 165V164H34ZM95 165V166H96ZM162 165V164H161ZM37 166V165H36ZM140 166V165H139ZM172 166V165H171ZM170 166V167H171ZM35 167V166H34ZM38 167V166H37ZM97 167V168H98ZM23 168V167H22ZM29 169V168H28ZM33 169V168H32ZM27 170V169H26ZM21 171V170H20ZM37 171V170H36ZM19 172V171H18ZM22 172V171H21ZM25 172V171H24ZM23 172V173H24ZM31 172H35L34 170H32ZM38 172V171H37ZM27 173H29L30 175H31V173L29 172V170H28V172ZM23 175V174H22ZM36 175V174H35ZM38 175V174H37ZM33 176V175H32ZM221 176V175H220ZM211 177V176H210ZM219 177V176H218ZM20 178V177H19ZM54 178V177H53ZM116 179V181H117V183H119V185L120 184H125V182L123 181V179L119 176V177H117V178H115ZM211 179V178H210ZM54 181V180H53ZM41 182V181H40ZM135 182H138V179L137 178H132V185L135 183ZM54 183V182H53ZM188 183V182H187ZM226 183H228V182H226ZM241 183H243L244 185L243 186H241L240 185V183H236L237 184V186L235 185V183H234V185H232V182L230 183V185H228V184H225L224 186H222V187H216L215 189L213 188L212 189V191H214L213 193H219V194H225V195H229L230 196V194H234L235 192H244V193H247V195H253V194H258V196H260V194H262V196L264 195V183L262 184V185H257L254 181H252V180H248V181H243V182H241ZM180 184H181V181H180V179H178V178H175L174 179V188H179L180 187ZM191 184V183H190ZM43 185V184H42ZM207 185V184H206ZM47 186V187H46ZM133 187V186H132ZM154 186L152 185V188H153ZM237 187H238V189H237ZM242 187V188H241ZM31 188V187H30ZM41 188H38V189H41ZM207 188V187H206ZM37 189V188H36ZM109 189V188H108ZM180 189V188H179ZM207 190V189H206ZM199 191V190H198ZM197 191V192H198ZM29 192H30V190H29ZM106 192V191H105ZM109 192V191H108ZM207 192V191H206ZM260 193V194H259ZM45 195V194H44ZM43 195V196H44ZM224 196V195H223ZM233 196V195H232ZM45 197V196H44ZM64 198V199H65ZM80 198V197H79ZM74 199V198H73ZM89 201H91V200H89ZM256 202H258V201H256ZM23 203V202H22ZM49 205H51V204H49ZM56 205V204H55ZM77 205V204H76ZM80 207H81V205H79V206H77V207H74V208H72L75 212H77L78 213V211H80ZM88 208V207H87ZM10 209V208H9ZM16 210V209H15ZM45 210L46 211H50L52 214H54V216H58V218L61 216V215H63L62 213H63V207H61L60 205H57V206H52V207H49V206H45ZM8 212V211H7ZM27 212V211H26ZM10 213H11V211H10ZM28 213V212H27ZM29 213H30V211H29ZM36 213V212H35ZM35 213H33V214H35ZM38 213H39V211H38ZM6 214V213H5ZM8 214V213H7ZM7 214H6V218H7ZM12 214H14V213H12ZM11 214V216H13ZM32 214V215H33ZM41 214H42V212H41ZM9 215V214H8ZM15 215H17L18 216V218H19V216L20 215H18L17 213H15ZM14 215V216H15ZM10 216V217H11ZM17 216H15V217H17ZM37 216V215H36ZM68 216V215H67ZM26 217H27V215H26ZM34 217H35V215H34ZM55 217V218H56ZM69 217V216H68ZM2 217H0V219H1ZM4 218H5V216H4ZM17 218V219H18ZM30 218H31V215H30V217H29V221L27 222V220L25 221V220H23V221H25V222H27V224H26V226L27 227H24L25 229H24V231H25V236L23 237V236H21V237H19L18 238V236L16 237V236H13L12 235V233H10L11 232V230L14 228V230L15 229H17V227H15L13 224L11 225V223L13 222H16L15 220H14V218H13V220L14 221H12V219L10 220V221H12L11 223H10V226L8 227V229H7V235L5 236V239L3 240V241H5L4 242V246H5V249H7L8 251H7V253L9 252V250L11 251V256H8L6 259H5V261H6V263L5 264H24V258H23V255H24V252L26 251L25 250V246H27V249L28 248H30L31 246H32V244H31V242H30V240H31V235H30V233H31V231H32V227H31V224H33V223H31V221H30ZM37 218V217H36ZM9 219V218H8ZM16 219V218H15ZM20 219V218H19ZM26 219V218H25ZM33 219H35V218H33ZM57 219V218H56ZM6 220V219H5ZM4 220V221H5ZM18 221V220H17ZM34 221V220H33ZM37 223H38V221L37 220H35ZM8 222V221H7ZM7 222H4V223H7ZM17 223V222H16ZM15 223V224H16ZM35 223V222H34ZM9 224V223H8ZM19 225V224H18ZM34 225V224H33ZM37 225V224H36ZM14 226V227H13ZM17 226V225H16ZM23 226H24V224H23ZM2 227H4V226H2ZM5 228H6V226H5ZM3 229V228H2ZM34 229V228H33ZM13 231V230H12ZM21 235V234H20ZM15 237V238H14ZM12 239V240H11ZM3 244V243H2ZM3 248V247H2ZM32 249V248H31ZM25 250V251H24ZM13 253V254H12ZM148 254H150V256L152 257V260L150 261V262H148L147 260H143V262L141 263V264H159V259L161 258V256H162V252L159 250V251H157V250H150V252L148 253ZM5 258V257H4ZM28 258V257H27ZM3 261H4V259H3Z\"/></svg>","mask_w":264,"mask_h":264},{"label":"water","instance_id":"3","mask_svg":"<svg viewBox=\"0 0 264 264\" xmlns=\"http://www.w3.org/2000/svg\"><path fill=\"white\" fill-rule=\"evenodd\" d=\"M107 84V83H106ZM235 132L233 129L216 130L204 134L203 138L214 137H232ZM253 134H256L253 132ZM89 165V164H88ZM110 180L111 177H110ZM183 199L200 198V194H193L189 191H182L177 188H159V189H129L127 187L116 188L109 192H94L88 197V200H146V199Z\"/></svg>","mask_w":264,"mask_h":264},{"label":"crops","instance_id":"4","mask_svg":"<svg viewBox=\"0 0 264 264\" xmlns=\"http://www.w3.org/2000/svg\"><path fill=\"white\" fill-rule=\"evenodd\" d=\"M247 242L245 247L229 249L225 264H264V229L259 222L253 232V241Z\"/></svg>","mask_w":264,"mask_h":264}]
</instances>
